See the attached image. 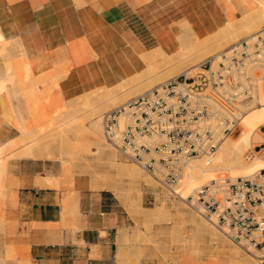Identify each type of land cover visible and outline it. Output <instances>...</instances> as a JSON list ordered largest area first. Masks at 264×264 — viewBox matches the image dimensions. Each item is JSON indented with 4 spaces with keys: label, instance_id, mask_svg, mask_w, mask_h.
I'll return each mask as SVG.
<instances>
[{
    "label": "crops",
    "instance_id": "crops-1",
    "mask_svg": "<svg viewBox=\"0 0 264 264\" xmlns=\"http://www.w3.org/2000/svg\"><path fill=\"white\" fill-rule=\"evenodd\" d=\"M230 11L242 16L232 0H0V40L22 48L12 74L0 56V146L173 54L182 27L215 32ZM89 186L60 176L50 159L12 161L0 186V264H151L118 256L125 215Z\"/></svg>",
    "mask_w": 264,
    "mask_h": 264
},
{
    "label": "built area",
    "instance_id": "built-area-1",
    "mask_svg": "<svg viewBox=\"0 0 264 264\" xmlns=\"http://www.w3.org/2000/svg\"><path fill=\"white\" fill-rule=\"evenodd\" d=\"M263 105L264 28L193 72L106 111L104 137L119 160L149 173L168 199L191 207L264 261V169L240 177L222 174L187 196L176 189L189 160L204 155L210 164L246 113ZM255 149L247 155L254 156Z\"/></svg>",
    "mask_w": 264,
    "mask_h": 264
},
{
    "label": "rangeland",
    "instance_id": "rangeland-1",
    "mask_svg": "<svg viewBox=\"0 0 264 264\" xmlns=\"http://www.w3.org/2000/svg\"><path fill=\"white\" fill-rule=\"evenodd\" d=\"M233 1L237 5L238 9L242 11V16L250 12V10L253 7L252 2H255V0H232V2ZM260 13H262V17L260 18L262 22L261 25L257 27L258 29L256 28L253 32H251V34L249 33L241 36L237 41L233 42L227 48L221 50L218 53H221L229 49L231 46H233L241 39L255 35L260 30H262L264 28V11H260ZM228 16L229 17L227 23L218 30L224 29L230 24V21L235 20L234 18L231 17L234 16L233 11H231V13H229ZM182 34H184L187 40L190 42L191 41L195 42L196 38L198 39L200 38L198 35H196L193 32V29L191 28L190 25H186L184 26V28L182 27L181 31L178 33V40L180 39ZM16 43L17 45L15 48H13L12 46L10 48L8 47L7 49L3 47V43L0 42V56H2V58L5 59V68H6L5 70L6 73L8 74L13 73V65H12V57L14 55L13 50L15 49L22 50L18 40L16 41ZM1 48L4 50H2ZM11 48H13V50L8 51ZM213 55L212 52H209V50H204L197 56H194V58L190 57L191 60L188 58L187 59L188 61L186 60L187 64L185 61L182 62L183 63L182 65L180 62H178L180 66H177L178 63L175 62L173 66L172 65L173 61L172 63H169V65L167 66L168 62L170 61V59L168 58V61L165 64L166 65L165 67L167 68L165 69V67H163L162 68L163 70L160 72L161 74L159 73V75L158 74L155 75L152 71L148 72L144 69L143 71L140 72V74H137L131 78H127L128 81L132 79L136 80L130 85L126 86V85H122L121 83H118L119 84L118 86V84H116L118 88L117 86L115 87L116 90L118 89L117 91L119 93L117 92L116 93L117 97L113 99V101H110L112 104L110 102L106 104L107 107L105 106L103 110L102 119L106 111L129 101L130 99L138 96L144 91L155 87L159 83L167 81L173 77H176L188 71L193 72L200 63H202L203 61H205L206 59H208ZM158 63H161V61H159ZM145 71L147 72L148 76H146ZM151 72L155 76L151 74ZM149 73L151 75H149ZM138 76L140 78L139 81L137 80ZM15 78L16 77L14 75L10 76L7 79V81L10 82L11 84H15L16 82ZM140 82L141 84H139ZM115 87L113 86V88ZM106 89L107 88L104 87L98 88L89 91L87 93H84L83 95H80L68 101L66 109L60 115L50 120L42 127L36 128L35 131L36 136L40 138L42 143V149L39 152H42L44 154L45 159L51 160V164H53L56 167L58 174L66 179H72L74 176H82L88 180V182L90 183V187L94 190H102V189L99 188L97 189V187L91 186V183L94 182V176L91 175L93 174L92 170L94 171V169L96 170L99 169V171H101L105 168L103 167L104 158L103 159L101 158L102 160L100 161V159L98 158L99 156L96 155L97 153L95 152L96 148L94 146L86 147L87 148L86 150L84 148V150L79 151V153L80 152L81 153L78 154L77 157L76 156L69 157L68 155L66 156L62 155L65 156L66 158L61 157L60 148L61 147L65 148L69 144L67 142L68 140L70 142L74 140L73 136L75 135L76 130L70 129L69 127L70 123H68V119H71L76 115H79L78 119L80 120L79 121L80 123L81 122L84 123L85 126H89L90 124H92L95 121L96 117L88 116L89 104L87 103L90 101L94 102L95 100L97 101L94 103L96 104L97 102L99 103L98 97L101 95V92L103 91L105 92ZM94 95L96 96L99 95V96L96 97ZM118 95H120L121 97ZM69 102H71L72 104ZM239 132L240 129L239 131L233 134L234 137H237L236 135H238ZM62 138L63 140L66 139L67 141L65 140V142H63ZM30 139L31 138H29V136L24 137L23 139H19L18 140L20 142L19 146L22 145L23 142L26 143ZM255 148L257 149L259 147H255ZM114 151H115V159L121 161L118 159L115 149ZM250 151H252V149H250ZM11 154H13V152L6 157L8 158L9 169L11 167V162L18 159L16 156H12ZM60 157L62 158V160H65V162L69 161L67 162V165L71 167L70 168L71 170L69 169L70 173L67 172V169L65 167H62L64 166L63 165L64 162L59 159ZM69 158H71L70 159L71 161L69 160ZM121 162L134 165L138 169V173L140 174V181L145 182L143 180V178H145L144 176H149L151 179H153L149 175V173L143 171L135 164L125 161H121ZM64 164L66 166V163ZM222 169H219V172H217L216 175L218 177H220L222 173L227 175L231 174L233 176V173L235 172L232 171L233 169L232 170L229 169L230 170L229 172L228 169L226 168H222ZM72 170H76V171L73 172ZM231 171L233 173H230ZM110 174L113 175L115 173L113 170H111ZM152 181H153L152 183H139L140 186L138 187V189L137 188L132 189L131 186L128 185L126 181H125L126 183L123 182L120 185L121 187L119 188L120 190L118 192H116L112 188L103 189L108 191V194L114 197V200L119 204L118 206L119 210L123 211L125 215L126 223L123 226V228L120 229V233H122V238L119 242L120 246L118 252V256L120 258L129 261H138L144 259L150 262L151 264H215L220 262L223 264L225 263L231 264L232 262L235 263L238 261L239 264H250L253 262L254 264H259V263L264 264V261H260L261 260L260 258H258L253 254L247 253L239 246L231 242L223 233H221L217 229V227H215L210 221H208L206 218L200 215L197 211H195L191 207L186 206L181 201H173L168 199L165 190L160 189L158 187V183L154 179ZM183 184L180 185L179 183V187L182 186ZM188 187H189V183L185 185L184 190H181L178 187H176V189L179 190L180 193H182L184 196L188 195L194 188L197 189L196 186L192 185L190 188L191 190H189L186 194ZM205 225H207V227ZM209 227L211 228V230L214 229V231H216L218 234V237H216L214 241L210 238L211 237L209 236L210 234H208L209 232L207 228ZM208 238L210 239V241ZM234 248L235 250H238L239 253L235 250H232Z\"/></svg>",
    "mask_w": 264,
    "mask_h": 264
},
{
    "label": "bare ground",
    "instance_id": "bare-ground-1",
    "mask_svg": "<svg viewBox=\"0 0 264 264\" xmlns=\"http://www.w3.org/2000/svg\"><path fill=\"white\" fill-rule=\"evenodd\" d=\"M252 5H253V7L248 14L241 16L240 18H237V19H235L233 16H231L235 20L230 21V24L227 27H225L224 29H220V30L216 31L215 33L208 35L207 37H205L203 39L196 38L195 42L194 41L190 42L187 40L186 36L184 34H182L180 39H179V41H180L179 47L177 48V50L173 54L162 59L161 63H156V64L148 67L145 70L148 72L152 71L155 75H157V74L159 75V73L163 70L162 68L166 66L165 64L168 61V58L170 59V61L168 62L167 66L169 65V63H172V61H173L172 65L174 64V62L175 63L180 62L182 65L183 61L186 62V60L188 58L190 59V57L194 58V56H197L198 54H200L204 50H209V52H212V55H213V54L218 53L221 50L227 48L233 42L237 41L241 36L249 34V33L251 34V32H253L257 27H259L261 25L262 21L260 20V18L262 17V13H260V11H264V0H255V2H252ZM229 13H231V11ZM0 42L3 43V47H5L7 49H8V47L10 48L12 46H13V48H15L17 45L15 40L6 39L3 36L1 37ZM13 48L9 49L8 51L13 50ZM2 50H4V49H2ZM6 54H4V55H6ZM10 54H12V53H10ZM188 63H191V62H188ZM178 64H177V66H180V64L179 65ZM186 64H187V62H186ZM166 68L167 67H165V69ZM146 71H145L146 76H148ZM152 72H151V74H153ZM141 74H143V73H141ZM151 74L149 73V75H151ZM139 79L140 78L138 76L137 80L139 81ZM134 81H136V80L132 79V80L128 81L127 79H122L121 82H119V83L127 86V85H130L131 83H133ZM139 84H141V82ZM139 84H137V85H139ZM115 86H117V85H115ZM118 86H119V84H118ZM118 86H117V88H118ZM130 89H132V88H130ZM117 90H116V87L115 88L109 87L106 89L105 92L103 91L104 93L101 92V95L100 96L98 95L99 97L94 95V96L98 97L99 103L97 102V104L94 103L97 100H95L94 102H91L89 100L90 102L87 103V104H89L88 105L89 106V109H88L89 115L88 116L89 117H96L95 121L92 124H90L89 126H85L84 123L79 122L80 121L78 119L79 115H76V116L72 117L71 119H68V123H70V125H69L70 129L76 130L75 135L73 136L74 140H72L73 142L72 141L70 142L69 140L67 141L65 139L69 144L67 146L65 145L66 146L65 148L64 147L60 148L61 149L60 150L61 151V153H60L61 157L66 158L65 157L66 155H68L69 157H74V156L77 157L78 154L81 153V152L79 153V151L84 150V148L86 150L87 149L86 147L94 146L96 148L95 152L97 153V154L96 153L95 154L99 156L98 158L100 159V161L104 158V162H103L104 166L103 167H105V168L101 171H99L98 168H97L98 170L94 169V171L91 169L93 174H91V173L90 174L94 176V182L91 181L92 182L91 186L97 187V189L98 188L99 189H109V188L111 189L112 188L116 192H118L120 190L119 189L121 187L120 185L125 181L127 182L128 185L131 186L132 189H136V188L138 189V187L140 186L139 183H152L153 182L152 181L153 179H151L149 176H144L145 178H143V180L145 182L140 181V174L138 173V169L134 165L126 164L124 162L116 160L114 148H112L108 144V142L106 141V139L104 137V122L102 119V113H103V110H104L106 104L109 103L110 101H113V99H115L117 97V94H116L118 92ZM148 90H150V89H148ZM118 96H120V95H118ZM69 103H71V102H69ZM85 103H86V100H85ZM73 106H74V104H73ZM21 128H22V125H21ZM29 130H31V129H29ZM27 136H29V138H31V139L28 140L26 143L23 142V144L20 146H19L20 142L18 140L13 141L11 143H4L3 145L0 146V186H4L5 177H6L8 170H9L8 158H6V157L10 153L13 152V154H11V155L16 156L17 158H30V157L44 158V154L42 152H39L42 149L41 140L39 137L36 136L34 130H33V133H32V131L31 132L29 131L27 133ZM236 136L237 137H234V135H233V136H228L225 138V140L219 146L217 153L214 156V158L210 164H208V165L206 164V157L204 155H198V156L193 157L191 160H189L188 163L183 168L182 174H181L178 182L176 183V187L180 188L181 190H184L185 185L187 183H189V187L186 191V194H187V192L189 190H191L190 188L192 185L199 188L201 184L209 183L213 179H217L218 176L216 174H217V172H219V169H222V168L228 169V172L233 169L232 171H235V172L234 173L232 171L230 172V173H233V176L230 174L232 177L246 176V175H250L256 171H259L260 169H264V105L260 106V107L253 108L246 113V115L243 117L241 124H240V132ZM62 140H63V138H62ZM65 140H63V142H65ZM255 147H259V148L255 149ZM250 149H252V151L255 149V151H256L255 155L252 157H249L247 155V153H249ZM10 150H12V151H10ZM62 155H65V156H62ZM61 157L59 159L61 161H63L64 163H66V166L63 163L64 166H62V167H65L67 169V172L70 173L69 169L71 167L69 165H67V162H69V161L65 162V160H62ZM70 159L71 158H69V160ZM129 163H131V162H129ZM106 167H107V169H106ZM83 169H84V167H83ZM111 170L114 171V173H115V174H113L114 176L112 174H110ZM72 171L74 172L76 170H72ZM222 171H223V169H222ZM179 183H180V185L183 183L184 184L179 187ZM195 189L196 188H194L189 194L193 193ZM185 196H187V195H185ZM205 226L207 227V225H205ZM207 230L209 232L208 234H210L209 236H211L210 238L214 241L215 238L218 237L217 232L214 231V229L211 230L210 227L207 228ZM209 241H210V239H209ZM210 245H211V243H210ZM232 250H235V248ZM235 251L238 252V250H235ZM237 263L239 264V261L235 262V263L232 262L231 264H237ZM250 264H254V262L250 263ZM259 264H261V263H259Z\"/></svg>",
    "mask_w": 264,
    "mask_h": 264
}]
</instances>
